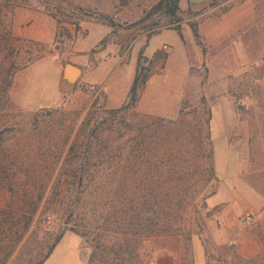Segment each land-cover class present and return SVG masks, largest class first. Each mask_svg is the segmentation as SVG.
Masks as SVG:
<instances>
[{"label":"rangeland","instance_id":"1","mask_svg":"<svg viewBox=\"0 0 264 264\" xmlns=\"http://www.w3.org/2000/svg\"><path fill=\"white\" fill-rule=\"evenodd\" d=\"M157 2L0 0V43L8 32L18 40V54L0 52V64L39 57L15 72L11 106L0 111V156H18L0 167V264H38L51 248L43 264L88 263L97 246L81 235L90 218L88 198L80 196L79 217L69 219L58 172L91 104L121 107L136 75L146 81L139 114L183 118L182 154L191 148L200 155L205 135L213 151L214 177L197 200L202 227L189 252L182 241L156 238L143 244L142 251L152 252L146 263L194 264L193 247L200 263L202 249L194 242L201 243L206 264L264 263V0H213L200 7L181 0L183 41L172 30L176 25L153 11ZM162 51L164 63L143 77ZM66 63L83 72L72 91L56 93ZM41 109L60 114L52 126L40 123L39 137L33 116ZM52 129L57 133L49 135ZM244 214L254 217L251 226L237 224Z\"/></svg>","mask_w":264,"mask_h":264},{"label":"trees","instance_id":"2","mask_svg":"<svg viewBox=\"0 0 264 264\" xmlns=\"http://www.w3.org/2000/svg\"><path fill=\"white\" fill-rule=\"evenodd\" d=\"M180 1L158 0L153 11L168 18L169 25H176L172 30L183 41L179 26L183 21ZM189 27L193 37L198 39L195 26L190 24ZM5 41L0 43V52L6 50L17 55L15 42L18 40L8 32ZM197 45L201 47L198 42ZM38 58L30 55L23 62L14 59L0 64V111L11 106L10 89L15 72ZM145 82V78L139 81L136 75L126 102L119 108L97 109L96 100L91 104L58 172L63 186L60 194L68 196L61 204L69 219L79 217L76 210L82 201L80 196L88 198L87 203H83L91 209L90 218L81 235L91 243L95 241L97 246L93 247L87 264H147L145 260L152 252L142 251L143 244H154L153 239L160 237L182 241L186 254L192 237L199 234L202 227L197 200L214 177L209 136L201 137L198 142L202 147L200 155L191 148H186L182 154L186 136L183 118L165 120L136 111ZM59 114L60 109H41L33 116L39 137L44 133V129H38L40 123L52 126ZM47 133L56 134L57 129ZM177 145L178 151L174 152ZM3 149L1 144L0 151ZM8 157L11 162L18 159V156H0V167L7 165ZM53 249L38 264L45 263ZM240 261L264 264L257 263L256 259L240 258Z\"/></svg>","mask_w":264,"mask_h":264},{"label":"water","instance_id":"3","mask_svg":"<svg viewBox=\"0 0 264 264\" xmlns=\"http://www.w3.org/2000/svg\"><path fill=\"white\" fill-rule=\"evenodd\" d=\"M213 2V0H188V5L191 7H200L209 5ZM166 59L165 52H157L153 57L148 69H144L142 72V76L144 77L147 72L150 70L161 66ZM82 75V68L73 64L66 63L62 69L61 80L59 83V92H68L72 91L78 80Z\"/></svg>","mask_w":264,"mask_h":264},{"label":"crops","instance_id":"4","mask_svg":"<svg viewBox=\"0 0 264 264\" xmlns=\"http://www.w3.org/2000/svg\"><path fill=\"white\" fill-rule=\"evenodd\" d=\"M74 64V63H73ZM82 72H83V70H82ZM61 74H62V71H61V73L59 74V77H58V80H57V84H56V93H59V83H60V80H61ZM62 243V241L60 242V244ZM196 243H197V245L200 247V249H202V254H203V256L201 257H199L198 259H200V263H198L197 262V257H196V248H194L193 247V249H194V264H206V260H205V252H204V249H203V247H202V245H201V243L200 242H194V245H195V247H196ZM59 245V244H58ZM58 245L56 246V248L58 247ZM56 248H55V250H54V252L56 251ZM53 252V253H54ZM53 255V254H52ZM51 255V256H52ZM51 256L49 257V258H51ZM63 264H73L72 262H63ZM158 264H161V262H160V260H158ZM168 264H174V262H173V260H171V259H169L168 260Z\"/></svg>","mask_w":264,"mask_h":264},{"label":"built area","instance_id":"5","mask_svg":"<svg viewBox=\"0 0 264 264\" xmlns=\"http://www.w3.org/2000/svg\"><path fill=\"white\" fill-rule=\"evenodd\" d=\"M93 90V87H90ZM254 222V217L251 214H244L237 218V224L240 226H251Z\"/></svg>","mask_w":264,"mask_h":264}]
</instances>
